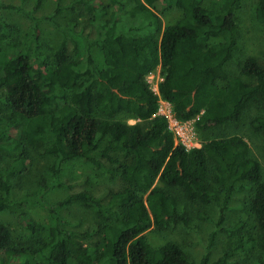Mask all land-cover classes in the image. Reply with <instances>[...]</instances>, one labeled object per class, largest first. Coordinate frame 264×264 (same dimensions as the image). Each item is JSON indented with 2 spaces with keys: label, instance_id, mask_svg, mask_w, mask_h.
I'll return each instance as SVG.
<instances>
[{
  "label": "trees",
  "instance_id": "16d2710c",
  "mask_svg": "<svg viewBox=\"0 0 264 264\" xmlns=\"http://www.w3.org/2000/svg\"><path fill=\"white\" fill-rule=\"evenodd\" d=\"M41 1L35 0V10ZM110 1L116 10L107 17L100 0L74 1L91 13L95 29L78 59L70 58L65 33L50 60L38 57L37 37L23 49L0 39V153L18 152L0 168V212L17 213L35 230L21 208L28 195L10 198L12 181L26 171L31 149L52 156L55 176L65 161L83 158L110 175L118 170L124 182L107 199L81 190L56 204L78 202L97 214L104 221L94 229L100 242H83L59 225L61 217L51 209L49 238L36 245L22 246L0 221V264H196L175 242L153 245L145 232L186 221L176 192L185 200L223 207L243 184L251 187L246 206L252 228L238 246L264 251V176L247 142L234 134L190 150L175 144L164 118L153 116L157 98L144 80L161 65L162 97L179 118H194L197 129L239 122L253 101L264 108V65L248 56L238 72L227 69L238 48L235 16L241 0H221L215 11L202 0H132L128 9L122 0ZM157 3L183 13L162 29L151 9ZM0 7L12 5L0 2ZM254 13L264 28V0ZM92 44L101 49L103 66L96 64ZM248 126L264 138V113L252 116ZM225 256L210 263L207 252L198 264H222Z\"/></svg>",
  "mask_w": 264,
  "mask_h": 264
},
{
  "label": "rangeland",
  "instance_id": "374dc122",
  "mask_svg": "<svg viewBox=\"0 0 264 264\" xmlns=\"http://www.w3.org/2000/svg\"><path fill=\"white\" fill-rule=\"evenodd\" d=\"M74 1L42 0L41 5L35 10V0H0L4 4L12 5V8L0 7V39L3 42L15 43L23 49L27 41L37 37L38 57L50 60L66 34L70 58H80L84 50V39H93L95 29L89 21L91 13L86 12L82 4ZM100 1L106 11L105 17L116 10L110 0ZM257 2L258 0H241L236 12L238 48L227 64V69L231 72H238L241 62L248 56H254L264 65V28L256 21L254 13ZM220 3L221 0H202L201 4L215 11ZM133 5L132 0H122L123 9ZM151 9L159 17L162 29L183 13L174 5L162 3H157ZM54 23L60 27L58 28ZM2 36L5 37L1 38ZM91 53L96 64L103 66L101 49L92 44ZM34 67L37 68V65L35 64ZM243 79L247 78L243 77ZM262 113H264L263 105L259 101H253L246 108L239 122L211 125L206 129L195 127L196 139L202 144L210 139L240 135L249 145L251 155L260 163L264 176V138L253 134L248 126V120L252 116ZM118 119L130 124L135 123L134 119L126 115H119ZM3 127L0 126V130ZM17 155V151H2L0 168ZM28 162L26 171L13 179L10 198L28 195L21 208L35 230L27 229L17 213L2 211L0 221L10 227L14 240L25 247L30 244L36 245L38 239L48 240L52 219L50 210L53 209L61 217L60 226L74 231L85 243L100 242V231L94 229L104 221L97 214L78 202L66 206L56 204L67 195L81 190H87L107 199L110 191L124 185L120 172L117 170L115 174L110 175L83 158H75L62 163L60 171L55 176L51 168L52 156L43 154L37 149L29 150ZM56 178L60 182L59 185L55 183ZM250 190L248 184L239 185L223 207L215 201L200 203L185 200L180 192H176L178 212L185 215L186 221L170 223L158 229L151 227L145 234L153 245H160L166 241L175 242L196 264L207 252L210 263L226 255L222 264H264L262 261L264 251L254 249L250 244L238 246L239 238L252 228L246 206ZM84 233L88 234L84 235ZM211 237L212 242H210Z\"/></svg>",
  "mask_w": 264,
  "mask_h": 264
},
{
  "label": "built area",
  "instance_id": "2783aa9c",
  "mask_svg": "<svg viewBox=\"0 0 264 264\" xmlns=\"http://www.w3.org/2000/svg\"><path fill=\"white\" fill-rule=\"evenodd\" d=\"M144 80L149 90L157 98V107L153 116H161L165 120L166 130L173 136L175 144L183 146L186 150L198 148L201 143L196 139L194 118L181 119L175 112L170 101L163 98L159 91V84L163 80V70L161 65L147 72Z\"/></svg>",
  "mask_w": 264,
  "mask_h": 264
}]
</instances>
